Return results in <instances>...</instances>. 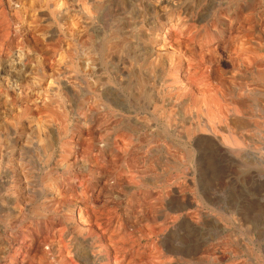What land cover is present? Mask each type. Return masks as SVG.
<instances>
[{
    "label": "bare ground",
    "instance_id": "obj_1",
    "mask_svg": "<svg viewBox=\"0 0 264 264\" xmlns=\"http://www.w3.org/2000/svg\"><path fill=\"white\" fill-rule=\"evenodd\" d=\"M0 5V73L12 70V79L0 77V233L12 231L2 236L0 264H217L222 224L203 211L210 196H181L161 160L151 173L150 141L139 143L138 133L163 119L149 113L160 104L173 111L178 123L166 129L189 162L198 154L200 164L226 170L261 161L249 149L264 118V0ZM102 112L117 123L95 134ZM156 149L182 168L167 147Z\"/></svg>",
    "mask_w": 264,
    "mask_h": 264
},
{
    "label": "rangeland",
    "instance_id": "obj_2",
    "mask_svg": "<svg viewBox=\"0 0 264 264\" xmlns=\"http://www.w3.org/2000/svg\"><path fill=\"white\" fill-rule=\"evenodd\" d=\"M0 8H1V5H0ZM34 9V8H33ZM31 10V9H30ZM31 13V12H30ZM29 13V14H30ZM32 14V13H31ZM30 15H28V16H26V17H29ZM3 17H0V21H1V19H2ZM28 19V18H27ZM2 22L3 23H1L0 24V29L1 28H3V26H4V21L2 20ZM1 31V30H0ZM149 66V67H148ZM225 66H227V65H225ZM7 66H5L4 68H3V70H2V72L0 73V77H2V75H3V77L4 78H6L7 76L9 77V79H12L11 77H12V74L10 73V67H7ZM148 67V68H147ZM7 70H6V69ZM143 68H146V69H148V71H151V67H150V65H146V66H144ZM5 69V70H4ZM10 69V70H9ZM9 70V71H8ZM12 71V70H11ZM3 73V74H2ZM149 74H151L150 72H149ZM7 77V78H8ZM150 80H151V78H150ZM140 84V80H139V82H138V80H137V82H136V85H135V83H134V89L136 90V91H139V92H141L140 91V89L142 90V88H141V86L140 85H137V84ZM150 81H149V85H150ZM117 85V88L125 95V97H126V99H131V97H129L130 96V94H129V92L127 91V89H125V87H123L122 88V86L123 85H120V83L119 84H116ZM136 86H137V88L138 89H136ZM139 86V87H138ZM150 88H151V86H149ZM140 88V89H139ZM126 91V92H125ZM143 91V90H142ZM128 94V95H127ZM151 99V98H150ZM161 106L162 105H160V104H158V107H157V109L156 108H150V111H149V113L151 114V112H154V110L156 111H158V116H160V115H162V114H164L166 117L168 116V114L169 113H173V111H170L171 109L170 108H165V107H163L162 106V109H160L161 108ZM164 108H165V110H164ZM160 109V110H159ZM164 110V111H163ZM162 111H163V113H162ZM140 113V114H139ZM161 113V114H160ZM169 114L170 116H168L167 118L163 115V119H165V120H163L162 118H159L158 120H155L152 124H155V125H152L151 124V129H149V130H141V132H139L138 133V137H139V140H138V142L139 141H141L142 143H145V141L147 140L148 142H149V145H150V148L152 149L151 150V164H150V167L152 168L151 170V173H154V169L156 168V167H158L157 165L159 164V162L157 163V161H160L161 162V165H162V167L164 166V169L165 168H167L166 170H168V176L166 177V179H171L172 178V182L171 183H174V181H176L175 183H176V185H181L180 186V190H181V192L182 191H184L182 194H181V196H189V195H191V196H194L195 197V199H197L199 202H201L202 201V197L203 196H207V197H209L210 196V198H211V201H212V204L213 205H209V207H207V205L205 206V208H204V206H203V211L204 212H208V213H210V212H212L213 214H215L216 216L219 214V216H217V219H219L220 217V220H221V222H220V224H222V225H220L221 226V228H220V226H219V229H217V228H215L214 229V231L215 232H218V233H216L217 235H216V239H217V243H218V249H220V248H223L224 247V249L222 250V249H220L219 250V252H218V259H217V261L218 262H216L217 264H248L249 262H251L252 264H264V256H262V255H264V242H262V241H264V237L261 239V238H259V235L257 234V232L255 231V230H259L260 229V227L261 226H263V227H261V229L262 228H264V223L262 224V221H264V205H261V204H264V136L262 137V135H264V125H263V123H264V118L263 119H259V122H257V124H258V126H257V124L253 127V128H256V129H259L260 130V128H261V130L259 131L258 130V134H257V136L261 133V135H259L258 137L256 136V138H254V140H256V141H254V142H256V144L253 142V144L254 145H252V147L249 149L250 150V152H252V153H259V154H261V156H263V157H261V161H255L254 159H242L240 162H239V164L238 163H236L235 165H232L233 167H231V168H229V169H226V170H222V168L220 169L219 167H218V165H216V166H214V165H210V166H208V165H206V164H200V162H199V160H200V156L198 155V154H196L195 156V161H193V163L192 162H189L187 159H188V157H187V155H186V152L185 153H183L184 151H183V149L180 147V145H176V147H175V144L176 143H174L175 141H176V139H177V136L175 135V133H173V132H169V131H167V129H166V122L165 121H168L167 123H169V121L171 120L172 121V125H171V123H170V125H171V127H173L174 128V126H175V123H178V121H174V120H176V117L174 118V114ZM101 114H103V115H105L106 116V118H104L105 116H103V115H100L99 117L101 118H103L104 120H102L101 121V119L99 118V122H100V124H98L99 126H97V127H95V128H92V129H90L93 133H95V134H105L107 131V127H109L108 129V131H110L113 127L112 126H114L116 123H117V121H115L114 122V118L112 119V117L110 116H107L106 114H105V112H102ZM138 114L139 115H141V116H139V118L140 119H143L144 118V116L143 115H145V113H144V110H142V113H141V111H139L138 112ZM173 115V116H172ZM110 118V120H109V118ZM108 118V119H107ZM170 118V119H169ZM113 120V121H112ZM111 121L112 122H114L113 123V125H112V123H111ZM164 122V124H163V122ZM170 121V122H171ZM174 121V122H173ZM101 122H103V123H101ZM107 122H110V125H109V123L106 125L105 123H107ZM161 122V123H160ZM260 122H263V123H260ZM174 124V125H173ZM102 125V126H101ZM112 125V126H111ZM259 125H260V127H259ZM99 127V128H98ZM101 127H103L102 129H101ZM106 127V128H105ZM258 127V128H257ZM96 128H97V130H96ZM104 129H105V131H104ZM151 130V131H150ZM86 131H88V130H86ZM98 131V132H97ZM102 131V132H101ZM111 131H113V130H111ZM121 130H118L117 131V137H121V136H123L124 134H126V135H130V133L128 132L127 133V131L126 130H122L121 132L123 133V135H121L122 133H119ZM146 131H150V133L149 132H146ZM161 132V134H159L158 132ZM152 132V133H151ZM120 134V136H119V134ZM146 133L148 134V135H146ZM157 136V137H154V136ZM165 135V136H164ZM141 136V137H140ZM164 136V137H163ZM169 136H170V138H169ZM260 136H261V138H260ZM144 137V138H143ZM163 137V138H162ZM174 137V138H173ZM150 138V139H149ZM145 139V140H144ZM261 140H263V141H261ZM173 141V142H172ZM137 142V143H138ZM141 142H139V143H141ZM166 146H165V145ZM169 144V145H168ZM174 144V145H173ZM258 144V147L256 146ZM162 147H161V146ZM259 146H262L261 147V149H260V147ZM163 147H165V149L164 150H167L166 149V147L168 148V151H170V153L168 152V151H164V154L166 155V156H168V157H171L172 156V158L173 159H175V158H177V160H178V158L180 159V160H178V161H181V162H183V164H182V168L180 169H176L175 167L173 168V165L172 164H169V162L166 160H164V162H163V160L160 158V157H158L160 154H158L157 152H156V148H163ZM254 147V148H253ZM153 150H154V154H153ZM182 150V151H181ZM255 150V151H254ZM261 150H262V152H261ZM144 150H141V152H139V153H141L140 154V156H143L144 155ZM169 153V154H168ZM181 153V154H180ZM199 156V157H198ZM185 157H186V159H185ZM157 159V160H156ZM183 159H185V160H183ZM154 160V161H153ZM186 161V162H185ZM188 161V162H187ZM166 162V163H165ZM254 162V163H253ZM155 163V164H154ZM164 163V164H163ZM169 165H168V164ZM171 163V162H170ZM188 165H187V164ZM190 163V164H189ZM241 163V164H240ZM260 164V166H259V164ZM243 164V165H242ZM156 165V166H155ZM240 165V166H239ZM205 168H203V167ZM207 166V167H206ZM254 166V167H253ZM154 168V169H153ZM169 168V169H168ZM189 168V169H188ZM157 169V168H156ZM237 169V170H236ZM189 171V173H188V171ZM200 170V171H199ZM206 170V171H205ZM172 171H174V172H172ZM176 171H177V173H176ZM184 171V172H183ZM190 171H192L191 173H190ZM203 171H205V172H203ZM217 171V172H216ZM202 172V173H201ZM210 172V173H209ZM179 173V174H178ZM183 173V174H182ZM188 173V174H187ZM211 175V173H212V176L214 177H212V176H210L209 174ZM249 173H251V174H249ZM253 173V174H252ZM172 175L170 178H169V176L170 175ZM175 174V175H174ZM206 174V175H205ZM245 174V175H244ZM173 175L175 176V177H177V178H175V177H173ZM176 175H179V176H176ZM184 175V176H183ZM199 175V176H198ZM201 175V176H200ZM209 175V176H208ZM255 175V176H254ZM182 176H183V178H182ZM193 176H195L194 178H193ZM233 176V177H232ZM37 177V174L35 175V176H33V179H34V182H35V184L37 185L38 183H36V181H38V178H36ZM200 177V178H199ZM201 177H203V178H201ZM205 177H207L206 179H205ZM223 177V178H222ZM252 177V178H251ZM256 177V178H255ZM212 178V179H211ZM175 179V180H174ZM183 179H184V181H183ZM193 179V180H192ZM258 179H259V181H258ZM195 180V181H194ZM202 180H203V182H205V183H203L202 182ZM257 180V181H256ZM202 183V184H200V182ZM213 181H215V182H213ZM227 181V182H226ZM245 181V182H244ZM183 182H186V183H183ZM251 182V183H250ZM185 184V185H184ZM221 184V185H220ZM188 185V186H187ZM203 185V186H202ZM204 185L205 186H207L206 188L204 187ZM202 186V187H201ZM208 186H209V188H208ZM263 186V187H262ZM184 190H183V189ZM193 189V191H192V189ZM204 188V189H203ZM189 189H191L190 190V192H188V190ZM201 189V190H200ZM210 189V190H209ZM186 191V192H185ZM199 191V192H198ZM207 193H209V194H207ZM211 191V192H210ZM192 192V193H191ZM198 192V193H197ZM211 193V194H210ZM212 193H213V195H214V197H213V195H212ZM188 194V195H187ZM203 195V196H202ZM115 200L117 199L116 197H113ZM218 198V199H217ZM217 199V200H216ZM29 201L30 200V198H28V199H26V201ZM253 200V201H252ZM117 201L118 202H122V199H117ZM124 201V200H123ZM235 201V202H234ZM259 201V202H258ZM214 202V203H213ZM255 202H256V204H255ZM254 203V204H253ZM257 203H260V204H257ZM33 205H35L36 206V204H33ZM202 205V204H201ZM248 205V206H247ZM258 205V206H257ZM34 206V207H35ZM219 207V209H218V207ZM257 206V207H256ZM261 207V209L262 210H260V207ZM231 207V208H230ZM253 207V208H252ZM207 208V210H205ZM249 208L251 209V210H253V211H251V210H249ZM215 209V210H214ZM256 209V210H255ZM247 210V211H246ZM256 211V213H255V211ZM231 212V213H230ZM239 212V213H238ZM241 212H243V215H242V213ZM262 212H263V214H262ZM246 214H250V215H246ZM221 215V216H220ZM259 215V216H258ZM262 215V216H261ZM1 216V215H0ZM223 216H225V219L223 218ZM261 216V217H260ZM247 217V218H246ZM247 219V221L248 222H246V219ZM0 219H2V217H0ZM226 219H228V221L226 220ZM236 221H235V220ZM245 219V220H244ZM257 219V220H256ZM263 219V220H262ZM3 220V219H2ZM30 220H32V219H30ZM30 220H28V221H30ZM219 220V221H220ZM226 222H225V221ZM254 220V221H253ZM259 220H260V222H259ZM233 221V222H232ZM228 222V223H227ZM254 222H256V223H254ZM224 223H225V225L226 226H224ZM231 223V224H230ZM236 223V224H235ZM239 223V224H238ZM253 223V224H252ZM261 223V224H260ZM247 226H246V225ZM249 224V225H248ZM250 224H251V226H250ZM257 224V225H256ZM256 225V226H255ZM225 228H224V227ZM227 226H231V227H227ZM227 227V228H226ZM245 228V229H244ZM257 228V229H256ZM224 229V230H223ZM229 229V230H228ZM237 229V230H236ZM246 229L248 230V231H246ZM254 229V230H253ZM227 230V231H226ZM7 232H3V233H0V246L3 244L2 243V238L4 237V238H9V235L11 234V232L12 231H10V230H6ZM225 233H224V232ZM240 231V232H239ZM8 232H10V233H8ZM208 232V231H207ZM235 232V233H234ZM246 232V233H245ZM254 232H255V234H254ZM219 233H221V234H219ZM251 233V234H250ZM234 234V235H233ZM236 234H237V236H236ZM247 234V235H246ZM220 235V236H219ZM232 236V237H229V236ZM238 235H239V237H238ZM3 236V237H2ZM206 236V235H205ZM219 236V237H218ZM224 236V240H222L223 238L222 237ZM233 236H235V237H233ZM242 236H243V238H242ZM252 238H251V237ZM208 236H206V238H207ZM205 237H204V239H206ZM221 238V239H220ZM235 238V239H234ZM245 238V239H244ZM185 239H186V241H187V237H185ZM241 239H243V240H241ZM252 239V240H251ZM256 241H255V240ZM258 239V240H257ZM261 240V242H259L260 240ZM221 240V241H220ZM185 241V240H184ZM223 241L224 242H226V243H228L227 244V246H226V243L224 244L223 243ZM228 241V242H227ZM233 243V244H230L231 242ZM235 241V242H234ZM245 241H246V244H247V247H246V244H243L242 242H244L245 243ZM249 241H251V243L249 242ZM255 241V242H254ZM11 246L12 247H17L18 246V244L19 243H16V242H14V240H12L11 239ZM190 242V243H189ZM230 242V243H229ZM257 242H258V244H257ZM186 243H188V245L186 244ZM221 243H223V245L221 244ZM254 245H253V244ZM184 244H185V246H186V248L187 247H190V245H192V242L191 241H187V242H184ZM254 246V247H252V245ZM230 245V246H229ZM233 245V246H232ZM238 245V246H237ZM248 245L250 246V248L251 249H249L248 248ZM222 246V247H221ZM261 246V247H260ZM46 247L47 246H43V248L44 249H46ZM230 247H233L232 249H230ZM237 247H238V249H237ZM246 247V248H245ZM14 248V249H15ZM230 250H229V249ZM260 248V249H259ZM253 249H254V251H253ZM231 250H233V251H231ZM238 250V251H237ZM246 250H248V251H246ZM249 250H251L250 252H249ZM262 250V251H261ZM226 254H225V253ZM228 252H230V254L232 253V255H230ZM241 252L243 253V254H241ZM261 252V253H260ZM254 253V255H252ZM224 254V256H225V259H222L221 257H222V255ZM237 255V256H234V255ZM260 256H259V255ZM232 256H234V257H232ZM253 257V258H251V257ZM255 256V257H254ZM262 256V257H261ZM237 257V258H236ZM245 257V258H244ZM259 257H261L262 259H260ZM229 258V259H228ZM239 258V259H238ZM238 260V262H241V263H238L237 262V260ZM253 259V260H252ZM257 259V260H256ZM224 262H223V261ZM230 262H229V261ZM249 260V261H248ZM259 260V261H258ZM222 261V262H221ZM232 261V262H231ZM221 262V263H220ZM236 262V263H235ZM250 263V264H251Z\"/></svg>",
    "mask_w": 264,
    "mask_h": 264
}]
</instances>
